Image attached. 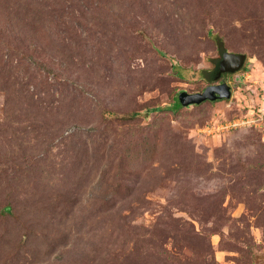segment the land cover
<instances>
[{"label":"rangeland","instance_id":"rangeland-1","mask_svg":"<svg viewBox=\"0 0 264 264\" xmlns=\"http://www.w3.org/2000/svg\"><path fill=\"white\" fill-rule=\"evenodd\" d=\"M0 264H264V0H0Z\"/></svg>","mask_w":264,"mask_h":264},{"label":"water","instance_id":"water-1","mask_svg":"<svg viewBox=\"0 0 264 264\" xmlns=\"http://www.w3.org/2000/svg\"><path fill=\"white\" fill-rule=\"evenodd\" d=\"M247 55L244 53H231L225 51L216 70L212 72L211 80H217L225 74H235L242 70L246 64ZM232 97V89L228 83L206 87L202 92H184L179 95L183 106L198 105L206 101L228 100Z\"/></svg>","mask_w":264,"mask_h":264},{"label":"trees","instance_id":"trees-1","mask_svg":"<svg viewBox=\"0 0 264 264\" xmlns=\"http://www.w3.org/2000/svg\"><path fill=\"white\" fill-rule=\"evenodd\" d=\"M216 42H217L218 47H219L220 50L222 51V54H221L220 58H219L217 61H215V64H214L215 66H214V70H213V72L216 70V68H217V66H218V64H219V62H220V60L222 59L223 53H224L225 51H227V50L225 49V47H224V43H223V40H222L221 37H217ZM177 100H178V99H177ZM181 105H182V104H181ZM182 107H183V105H182ZM175 109L180 110L181 108H175ZM160 110H161L160 108H156L154 111L159 112ZM149 111H151V110H148V112H149ZM151 113H153V111H151Z\"/></svg>","mask_w":264,"mask_h":264},{"label":"flooded vegetation","instance_id":"flooded-vegetation-1","mask_svg":"<svg viewBox=\"0 0 264 264\" xmlns=\"http://www.w3.org/2000/svg\"><path fill=\"white\" fill-rule=\"evenodd\" d=\"M220 61H221V60H220ZM227 77H228V74L222 75V77H221L222 80H219V79H218V80H216L215 82H211V83H209V84L207 85V87H210V86H213V85H219V84H222V83H226V78H227ZM221 78H220V79H221ZM205 88H206V87H205ZM205 88H204V89H205ZM204 89H203V90H204ZM203 90H202V91H203ZM202 91H201V92H202ZM196 93H197V92H196Z\"/></svg>","mask_w":264,"mask_h":264},{"label":"clouds","instance_id":"clouds-1","mask_svg":"<svg viewBox=\"0 0 264 264\" xmlns=\"http://www.w3.org/2000/svg\"><path fill=\"white\" fill-rule=\"evenodd\" d=\"M229 100V99H228Z\"/></svg>","mask_w":264,"mask_h":264}]
</instances>
